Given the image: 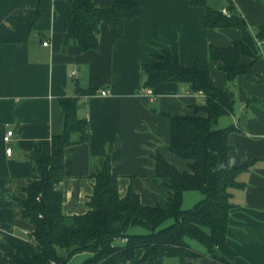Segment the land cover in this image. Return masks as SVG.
<instances>
[{
    "label": "crops",
    "instance_id": "obj_1",
    "mask_svg": "<svg viewBox=\"0 0 264 264\" xmlns=\"http://www.w3.org/2000/svg\"><path fill=\"white\" fill-rule=\"evenodd\" d=\"M96 1L101 7L113 2ZM135 1L140 12L125 21L123 38L113 41L111 25L102 22L98 48L83 51L75 43H65L66 0H0V264H10L15 245L36 253L30 239L33 225L21 214L17 198L26 196L23 188L33 178L29 153L36 147L50 151L52 136L64 128L62 97L78 96V116L88 122L84 139L66 148L61 183L64 214L89 210L87 201L95 183L91 170L104 156L110 157L121 196L131 189L143 204L169 205V188L157 175L155 155L161 152L179 170H188L189 160L168 148L167 113L201 114L195 105L205 102V95L186 83L143 86L142 64L153 53L173 46L181 61H196L209 70L216 85L234 93L233 111L220 116L216 127H233L229 163L251 165L238 176L243 186L233 189L227 241L236 251L234 264H264V43L254 70L231 81L219 62L210 58L209 47L231 45L242 37L241 29L208 26L206 9L189 0ZM208 3L222 7L226 0ZM232 3L256 35L264 25V0ZM243 61L250 63L251 58ZM73 70L76 75L71 76ZM88 88L97 90L79 93ZM103 88L110 92L101 94ZM8 129L14 135L7 144ZM9 145L11 154L6 152ZM202 198L201 191L187 190L182 206L191 208ZM191 241L200 255L183 262L178 257L141 260L139 249L136 257L122 264H215L200 242ZM90 255L82 252L72 258L84 256L83 261Z\"/></svg>",
    "mask_w": 264,
    "mask_h": 264
},
{
    "label": "trees",
    "instance_id": "obj_2",
    "mask_svg": "<svg viewBox=\"0 0 264 264\" xmlns=\"http://www.w3.org/2000/svg\"><path fill=\"white\" fill-rule=\"evenodd\" d=\"M68 26L65 43H75L83 51L99 46L102 22L111 25L113 41L124 37V24L140 12L135 0H113L109 7H101L96 0H66ZM192 5L206 9L210 27L233 26L241 29L242 37L229 46L209 47V56L229 80L245 72H252L253 62L260 56L257 38L264 39V25L254 35L235 9L232 0H226L230 15L222 7L208 0H189ZM40 10V8H39ZM257 36V37H255ZM251 58L250 63L243 61ZM143 86L153 87L160 82L176 81L189 84L205 95L203 104L195 105L201 114H171L168 148L177 156L189 160L188 170H179L157 152V175L165 179L169 188V205L143 204L133 190L121 196L118 177L112 172L110 157H99L91 176L94 190L82 214L63 212L62 180L65 177L66 148L87 134L88 122L78 116V96L62 97L65 120L62 132L52 136L50 151L36 147L29 153L34 163L33 178L23 188L24 198H17L21 214L33 225L30 239L36 253L15 245L9 253L10 264H68L79 253L91 255L80 264H122L136 257L149 262L159 257H196L190 239L200 242L215 264H234L235 249L227 241L230 210L233 207V189L243 186L239 174L251 163L234 166L229 163L232 149L229 133L233 127L219 128L220 116L233 111L235 96L229 88L216 85L208 69L196 61L183 62L177 46L162 49L142 64ZM88 88L79 93H95ZM78 135V136H77ZM187 190H198L203 198L193 207L182 206ZM171 222L165 225V222ZM139 227L145 231H131ZM125 238V242H121ZM119 240V241H118Z\"/></svg>",
    "mask_w": 264,
    "mask_h": 264
},
{
    "label": "built area",
    "instance_id": "obj_3",
    "mask_svg": "<svg viewBox=\"0 0 264 264\" xmlns=\"http://www.w3.org/2000/svg\"><path fill=\"white\" fill-rule=\"evenodd\" d=\"M222 11H223L225 14L230 15V11H229V9H228L226 6H224V7L222 8ZM48 43H49L48 41H45V42H44L45 45H47ZM263 43H264V41H262V40H259V41H258V44H259L260 46H261ZM74 75H76V71H75V70H73V71L71 72V76H74ZM109 92H110V90L107 89V88H103V89L100 90V93L103 94V95H107ZM13 135H14V130H13V129H8V130L6 131V133L4 134V140H5V142H6L7 144L11 141ZM6 152H7L8 154H11V152H12V147H11L10 145L7 146V148H6ZM125 241H126V239H125V238H122V242H125ZM52 264H56V263L53 262Z\"/></svg>",
    "mask_w": 264,
    "mask_h": 264
},
{
    "label": "rangeland",
    "instance_id": "obj_4",
    "mask_svg": "<svg viewBox=\"0 0 264 264\" xmlns=\"http://www.w3.org/2000/svg\"><path fill=\"white\" fill-rule=\"evenodd\" d=\"M189 206L191 207V206H193V204L192 205H189ZM170 222H171L170 220L166 221L165 222V225L169 224ZM131 231H133V232H136V231L143 232L145 230L143 228L134 227V228L131 229ZM190 241H191V239H190ZM191 242H193V241H191ZM193 243H198V242L197 241H194ZM82 258H84V256H76V257L72 258L69 261L68 264H79L82 261Z\"/></svg>",
    "mask_w": 264,
    "mask_h": 264
},
{
    "label": "water",
    "instance_id": "obj_5",
    "mask_svg": "<svg viewBox=\"0 0 264 264\" xmlns=\"http://www.w3.org/2000/svg\"><path fill=\"white\" fill-rule=\"evenodd\" d=\"M78 90H79V86L76 87L75 92H78Z\"/></svg>",
    "mask_w": 264,
    "mask_h": 264
}]
</instances>
